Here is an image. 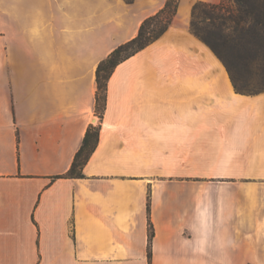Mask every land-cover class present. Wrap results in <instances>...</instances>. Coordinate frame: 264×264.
<instances>
[{
	"label": "crops",
	"instance_id": "obj_1",
	"mask_svg": "<svg viewBox=\"0 0 264 264\" xmlns=\"http://www.w3.org/2000/svg\"><path fill=\"white\" fill-rule=\"evenodd\" d=\"M167 1L0 0V264H264V92L191 31L222 0H181L116 69L86 177L53 181L95 125L99 64Z\"/></svg>",
	"mask_w": 264,
	"mask_h": 264
},
{
	"label": "trees",
	"instance_id": "obj_2",
	"mask_svg": "<svg viewBox=\"0 0 264 264\" xmlns=\"http://www.w3.org/2000/svg\"><path fill=\"white\" fill-rule=\"evenodd\" d=\"M133 3L135 0H126ZM181 0H168L156 15L147 18L136 38L116 48L97 69L95 113L98 125L91 124L70 170L57 179H83L85 167L96 152L102 121L107 110L108 86L116 69L158 41L171 27ZM191 31L217 56L226 68L235 90L243 95L264 92V0H222L220 3L197 2ZM148 211L151 212L149 200ZM154 226L149 221V261H152Z\"/></svg>",
	"mask_w": 264,
	"mask_h": 264
},
{
	"label": "rangeland",
	"instance_id": "obj_3",
	"mask_svg": "<svg viewBox=\"0 0 264 264\" xmlns=\"http://www.w3.org/2000/svg\"><path fill=\"white\" fill-rule=\"evenodd\" d=\"M96 122L95 125H98L100 123L99 117L96 115L95 118ZM224 169L223 164L219 161H206V160H200L197 158L195 162V170L197 174L200 175H210V174H219V172Z\"/></svg>",
	"mask_w": 264,
	"mask_h": 264
}]
</instances>
